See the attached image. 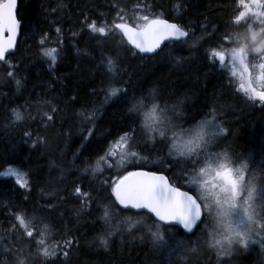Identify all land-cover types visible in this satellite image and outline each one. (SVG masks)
Segmentation results:
<instances>
[{
	"label": "snow or ice",
	"instance_id": "6c2138e0",
	"mask_svg": "<svg viewBox=\"0 0 264 264\" xmlns=\"http://www.w3.org/2000/svg\"><path fill=\"white\" fill-rule=\"evenodd\" d=\"M237 3L238 14L231 23L237 27L246 25L251 41L230 46L235 33L222 35L210 49L211 63L230 72L232 78L239 76L238 90L249 101L264 106V0H237ZM17 8L18 0H0V65L12 69L7 75L19 89L22 84L16 79L18 66L8 59L23 26ZM133 10L147 14L128 16L124 9H119L111 23L104 21L98 25L85 16L82 24L90 36L99 35L102 41L109 35L119 34L138 53L158 55L167 47L166 41H175L181 46L187 42L190 32L162 14L152 13L150 5L137 4ZM256 27L259 31L254 30ZM56 32L61 33V29L57 28ZM46 41L47 34L40 44ZM100 47L98 67L103 69L104 97L100 107L82 108L76 113L81 121L80 149H86L95 137L101 108L110 103L123 105L125 115L118 134L100 150L102 154L94 164L85 160L83 168V172H91L97 178L105 172L116 174L99 181L101 192H107L105 200L93 198L90 191H83L80 186L74 189L76 196L83 198L84 209L90 210L96 204L99 215L91 223H100L101 232L95 237L100 246L107 248L110 239L118 233L137 230L151 237L157 250H167L168 264H176L171 257L184 245L181 240L172 247L169 241L181 233L196 237L194 246L187 250L192 253L201 246L215 250L218 256H227L236 247L246 249L250 244H259L264 249V158L257 164L251 153L241 159L226 150H217L228 130L218 123L215 109L196 120L185 115L183 100L172 104L162 102L157 89L130 94L124 86L128 82L122 78L119 52L111 55L103 50L106 44ZM41 53L53 65L59 55L57 49L43 47ZM176 62L181 63L182 58L177 57ZM42 104L48 111L42 112L41 121L54 123L61 110L49 100ZM26 118L31 119L20 108L12 109L11 123L24 122ZM23 135L30 139L32 133L25 131ZM35 145L34 141L32 146ZM80 149L74 160L83 154ZM165 149L164 157L152 159L153 150L164 152ZM145 150L148 155L142 154ZM165 164L164 170L173 173L171 179L163 170H146L149 165ZM0 177L20 189L30 190L31 173L16 161L7 163ZM174 181L182 183L176 186ZM133 210V215H121ZM46 211L41 208L32 215L26 210L12 213L9 229L0 235V255L8 254L12 259L3 264H33L37 258L41 264H57L61 254L65 258L69 256L74 239L52 241L54 230L45 222ZM24 240L28 241L26 245L22 244Z\"/></svg>",
	"mask_w": 264,
	"mask_h": 264
},
{
	"label": "trees",
	"instance_id": "16d2710c",
	"mask_svg": "<svg viewBox=\"0 0 264 264\" xmlns=\"http://www.w3.org/2000/svg\"><path fill=\"white\" fill-rule=\"evenodd\" d=\"M137 4L153 6L169 17L172 14L182 16L179 21L183 25L195 28L194 35L189 37L192 38L190 43L187 46L171 45L154 56L134 51L119 34L109 35L105 41L99 35L81 34L75 43H68V36L75 37L81 30L89 32L82 24L85 16L90 18L89 22L91 19L97 21L98 25L104 21L111 23L119 9H124L128 16L141 14L133 10ZM18 14L21 20L26 18L28 28L22 26L17 49L8 59L18 66L16 79L21 80L22 86L18 89L15 81L9 79L7 73L11 68L0 65V157H3L0 171L11 161L22 164L23 170L31 173V187L30 190L20 189L0 177V186H5V180V188L11 189L6 193L5 188H0V197L5 201L2 202L4 206L0 203L3 225L0 235L9 229L13 212L26 210L32 215V211L41 208L47 209L44 215L51 223L45 222L54 225L52 238L55 239L56 231L61 237L69 234L67 225L71 224L70 229L77 236L72 237V247L89 244L92 236L98 233L99 222L89 231V225L99 215L96 204L93 203L90 210L84 209L83 198H78L74 189L80 186L98 200L107 197V192H101L99 181L115 172H105L97 178L91 172H83V168L85 160L94 164L96 157L102 154L100 150L118 134L125 115L124 106L110 103L101 108L96 135L86 149H80L83 142L81 131L75 130L79 125L78 118L70 111L102 104L104 93L101 89L105 87V80L101 75L103 69L98 67L102 44L107 45L103 50L111 55L119 52L122 78L128 82L124 86L130 94L157 89L163 97L162 102L172 104L183 100L185 115L196 120L212 109L228 112L229 136L237 135L228 142L233 145L231 149L253 150L264 145V106L254 108L234 98L240 91L228 86L235 82L227 71L218 65L213 67L210 58V46H216L226 33H237L238 27L231 23L238 14L237 0H20ZM66 23L70 24L71 30L64 33L63 27L67 26L63 24ZM57 28L61 33L56 32ZM46 34L47 41L41 45ZM203 36L208 38L199 41ZM42 47L57 49L59 55L54 65L42 55ZM134 52L138 54L134 55ZM177 57L182 58L181 63L176 62ZM44 100L51 101L61 110L54 123L41 121L42 112L48 111L42 104ZM89 100L95 102L86 103ZM15 108H20L31 119L11 123V112ZM25 131L32 133L30 139L24 137ZM108 132L112 135H107ZM34 141L35 147L32 146ZM78 149L83 154L74 160ZM146 168L163 170L170 179L173 175L164 170L166 165ZM175 183L180 186L182 182ZM118 235L111 238L107 251L100 248L88 253L86 261L97 264H168L167 251L159 250L158 256L152 248L151 237L146 234L142 233L144 239L140 241L124 237V244L116 243ZM176 236L181 237L188 247L194 246L192 238L195 236L184 233ZM169 242L175 245L174 239ZM89 246L96 249L91 244ZM182 253V256L186 255V252ZM208 254L214 258L206 259ZM263 254L264 249L256 244L249 249L236 247L230 256L224 258L208 249L203 252V260L176 264H213L211 261L216 259L219 264H264ZM70 255V251L67 258L61 254L57 264H85L75 262ZM11 259L10 255L2 254L0 264ZM34 261V264H41L39 258Z\"/></svg>",
	"mask_w": 264,
	"mask_h": 264
},
{
	"label": "rangeland",
	"instance_id": "374dc122",
	"mask_svg": "<svg viewBox=\"0 0 264 264\" xmlns=\"http://www.w3.org/2000/svg\"><path fill=\"white\" fill-rule=\"evenodd\" d=\"M252 22V21H251ZM254 30H256V31H259V29H258V27H256ZM245 35L243 34V33H241L240 35H239V37H244ZM206 36H203L201 39H203V38H205ZM206 38H208V37H206ZM201 39L199 40V41H201ZM192 40V38H188L187 39V42L186 43H183L182 45H184V46H187L189 43H190V41ZM243 40H244V38H243ZM90 41V40H89ZM250 41H251V33L249 32V34H248V41L246 42V43H250ZM192 45V44H191ZM237 80L239 81V82H241L238 78H237ZM258 87H259V85H257ZM88 102H95V101H93V100H89V101H86V103H88ZM187 104V103H186ZM71 114H72V116H75L76 115V113L78 112V111H76V109H72L71 111ZM231 115H229L228 116V118L230 117ZM77 117V116H76ZM78 118V123H79V125H78V127H76V131L78 132V131H81V121H80V118L79 117H77ZM218 123H221L222 124V126L224 127V128H226L224 125H223V123L222 122H218ZM186 126V125H185ZM227 129V128H226ZM57 136V135H56ZM232 138L233 137H237V135H233V136H231ZM231 137L230 136H228L227 137V135H226V139H222L221 141H220V145H221V148L220 149H217V150H221V149H223V150H225L224 149V147L225 146H229V147H233V145L232 144H229L228 142H229V140H231ZM151 147V146H150ZM157 148H159L160 147V145H157L156 146ZM244 147V146H243ZM262 148H260V149H254V148H252L253 150H251V149H245V150H242V147H240L239 149H231L230 148V153L233 155V156H239V155H241V154H243V153H245L243 156H240L241 157V159H243V158H245V157H247L248 156V154L249 153H251L252 154V157H253V159L255 160L256 159V163L258 164L259 163V161L262 159V158H264L263 156H264V153H263V151H264V145L263 146H261ZM166 151H167V149H165L164 150V152H159V151H155V150H153L152 152H151V157H152V159H156V158H153V157H164L165 156V153H166ZM142 154H144V155H148L149 154V152L147 151V150H145ZM157 154L159 155V156H157ZM166 165V164H165ZM167 166V165H166ZM147 167H149V166H147ZM177 170V172L179 171V169H176ZM114 172V171H113ZM115 174L116 173H114L112 176H115ZM4 181V185L6 186V183H7V181H5V180H3ZM5 186H0V188L3 190L4 188H5ZM1 190V191H2ZM5 191H6V193H9L10 191H11V189L9 188V189H6L5 188ZM3 193V192H2ZM4 194V193H3ZM2 202L4 203L5 201L3 200V199H1V197H0V203L2 204ZM39 205H40V203H38ZM3 206H4V204H2ZM35 208H39V206H35ZM34 211H32V213H33ZM126 215H133V213L132 212H129V213H125ZM125 214H121V215H125ZM119 219V217H117V220ZM47 221L48 222H50L48 219H47ZM114 223H116V220H114L113 221ZM51 223V222H50ZM52 225H53V223H52ZM2 222H0V229H2ZM54 226V225H53ZM70 226H71V224H68L67 225V228L69 227V234H65L64 236H62L61 237V235L56 231V235H55V239L54 238H52V241H62L63 239H72V237H77L76 236V234L75 233H73L72 231H71V229H70ZM94 225L91 223L90 225H89V231H91V229H92V227H93ZM7 231V230H6ZM134 231H136V230H133L132 232H134ZM101 232V226L99 225V231H98V233L97 234H95L94 236H92V239L91 240H89V244H91V246L92 247H95L96 249H90V246H89V244H88V242H86L85 244H83V246H79V247H71V249L69 250L70 252H71V257L73 258V260L75 261V262H77V263H85V264H97V263H93V262H87L86 261V255L88 254V253H91V252H93V251H95V252H97L98 250L97 249H103L104 251H107L108 249L107 248H104V247H102V246H100V244H99V241L98 240H96L95 239V237L99 234ZM132 232H127V231H125L124 233H126V234H119L117 237V242L116 243H118V244H124V237L126 238V237H128L129 239H133V240H143L144 239V237H143V235H142V232H134V233H132ZM132 233V234H131ZM117 235V234H116ZM116 235H114L115 237H116ZM120 235H122V237H120ZM113 236V237H114ZM130 236V237H129ZM112 237V238H113ZM141 237H143V238H141ZM111 240V239H110ZM182 240V238L181 237H178V236H175V238H174V243H175V245L173 246V245H171L172 247H175L176 246V244H177V242L178 241H181ZM192 240H194V241H196V237H194V238H192ZM183 241V240H182ZM28 243V241H26L25 240V243H23L22 242V244H27ZM169 244H170V242H169ZM252 245H254V244H250L249 246H248V248H246V249H249V248H251V246ZM256 245H258V246H260L259 244H256ZM108 248H110V246H108ZM152 248L155 250V252H156V254L159 256V250L157 251V249L154 247V246H152ZM190 248H192V247H188V245L184 242V245H183V247H181V248H178L177 249V252H176V254H174L172 257H171V259L173 260V261H175V262H181V263H189V261H191V260H196V262H198L199 260L198 259H201V260H203L204 259V257H203V252H206L208 249L206 248V247H203V246H201V247H198L197 248V251L195 252V253H192V252H188L187 250L188 249H190ZM35 249L33 248V251H34ZM110 250V249H109ZM160 251H164V252H166L167 250L166 249H162V250H160ZM182 252H186V253H184V254H186V255H184V256H182L181 255V253ZM215 253H216V251H215ZM183 254V253H182ZM217 254V253H216ZM231 255V253L229 254V255H227V256H223V258L224 257H228V256H230ZM264 255V254H263ZM166 258H168V261H169V256L168 257H166ZM205 258L206 259H212V258H214V256L213 255H210V254H208L207 255V257L205 256ZM85 259V260H84ZM34 262L35 261H33V264H34ZM213 264H219L220 263V261L218 260V259H216V260H212L211 261ZM36 263V262H35Z\"/></svg>",
	"mask_w": 264,
	"mask_h": 264
},
{
	"label": "flooded vegetation",
	"instance_id": "af4514ba",
	"mask_svg": "<svg viewBox=\"0 0 264 264\" xmlns=\"http://www.w3.org/2000/svg\"><path fill=\"white\" fill-rule=\"evenodd\" d=\"M22 24H23V26L26 28L27 27V20H26V18L24 19V20H22ZM63 25H66L67 27H63V30H64V33H66V32H69L70 30H71V27L69 26L70 24H68V23H66V24H63ZM59 26V25H58ZM60 27H62L61 25H60ZM28 28V27H27ZM81 34H84V35H89V32L87 33V32H85L84 30H81L80 32H79V34L77 35V36H75V37H71V36H68L67 37V40H69L68 41V43H75V41H76V39L81 35ZM65 41V40H64ZM230 89H232V88H234V89H237L238 90V85H234V86H228ZM241 97L242 96H245L244 95V93H242L241 92V95H240ZM239 96V97H240ZM237 95H234V98H237V99H239V100H241L240 98H239ZM246 97V96H245ZM242 101V100H241ZM243 102V101H242ZM251 102V101H250ZM244 103V102H243ZM244 104H246V105H248L247 103H244ZM251 105L252 106H254L255 105V103H253V102H251ZM257 105H259V106H261V104L258 102L257 103ZM256 107V106H255ZM254 107V108H255ZM263 153H264V151H263Z\"/></svg>",
	"mask_w": 264,
	"mask_h": 264
},
{
	"label": "water",
	"instance_id": "95a60500",
	"mask_svg": "<svg viewBox=\"0 0 264 264\" xmlns=\"http://www.w3.org/2000/svg\"><path fill=\"white\" fill-rule=\"evenodd\" d=\"M18 7H19V0H18ZM17 10H18V8H17ZM169 20V19H168ZM170 22H175V21H172V20H169ZM177 23V22H176ZM20 34H21V29H20V31H19V34H18V36H17V42H16V47H15V49L12 51V52H14L15 50H16V48H17V43H18V41H19V38H20ZM168 41H166L165 42V44L167 43ZM163 47V46H162ZM138 51V50H137ZM143 54H145V55H150V54H147V53H143ZM146 170H151V169H146ZM151 171H154V170H151ZM164 174V173H163ZM165 175V174H164ZM182 190H185V189H182ZM133 211H135V210H133Z\"/></svg>",
	"mask_w": 264,
	"mask_h": 264
},
{
	"label": "bare ground",
	"instance_id": "6f19581e",
	"mask_svg": "<svg viewBox=\"0 0 264 264\" xmlns=\"http://www.w3.org/2000/svg\"><path fill=\"white\" fill-rule=\"evenodd\" d=\"M130 237V236H129ZM127 239V238H126ZM158 251V250H157ZM206 254V253H205Z\"/></svg>",
	"mask_w": 264,
	"mask_h": 264
}]
</instances>
